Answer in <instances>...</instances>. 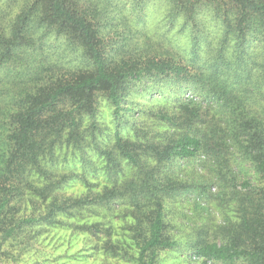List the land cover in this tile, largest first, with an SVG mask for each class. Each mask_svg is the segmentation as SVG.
I'll return each mask as SVG.
<instances>
[{
	"label": "trees",
	"instance_id": "obj_1",
	"mask_svg": "<svg viewBox=\"0 0 264 264\" xmlns=\"http://www.w3.org/2000/svg\"><path fill=\"white\" fill-rule=\"evenodd\" d=\"M127 1L0 0V255L22 227L122 201L136 220V261L157 264L178 244L166 200L197 194V208L217 197L234 205L239 222L215 239L204 224L189 226L182 250L202 264H264V0ZM150 1L158 2L152 12L165 5L159 29L147 9L138 12ZM138 84L150 104L165 94L157 112L133 110ZM103 103L113 108L114 134L97 124ZM135 112L144 122L131 124ZM147 119L156 123L149 131ZM88 136L112 186L53 199L40 217L6 226L15 201L28 193L48 201L67 181L39 186L50 175L41 162L64 148L84 152ZM196 160L210 175L185 181L181 165ZM121 161L134 173L119 183Z\"/></svg>",
	"mask_w": 264,
	"mask_h": 264
},
{
	"label": "rangeland",
	"instance_id": "obj_2",
	"mask_svg": "<svg viewBox=\"0 0 264 264\" xmlns=\"http://www.w3.org/2000/svg\"><path fill=\"white\" fill-rule=\"evenodd\" d=\"M125 4L128 2L124 0ZM152 12L150 9L158 2H147L139 8L138 12L146 10V15L152 21L150 28L159 29L165 10L161 4ZM133 23H136L135 10H130ZM117 31V30H116ZM138 93L134 94L137 105L133 106L134 111L151 109L157 112L165 104V94L161 96L156 93L154 103L150 104V96L142 92V84H138ZM167 96V95H166ZM186 95L185 98H187ZM96 121L102 134H114V127L111 124L113 108L106 103L102 104ZM136 112L129 116L131 124L142 121L134 120ZM145 126L147 131L153 129L149 126L155 119H147ZM108 126L105 132V125ZM156 124V123H155ZM162 131L160 127L157 129ZM125 138H132V131L124 134ZM89 137V136H88ZM100 144L103 145L109 139L99 136ZM90 143L84 152L72 148H64L56 151L54 160L46 159L41 162L43 176L38 177L39 186L55 183L67 177V181L60 188L54 189L48 201H43L38 196L28 193L24 202L15 201L13 209L7 216V224L17 218L30 215L40 217L46 213L48 204L53 199L66 200L69 197L74 199L87 197L90 193L102 192L106 187H111L113 182L107 177L105 165L107 160L94 151L91 137L87 139ZM85 161H92V167H86ZM193 164H182L184 170L183 178L188 182H195L201 176L210 175L208 168L201 167L199 160ZM123 173L120 174L118 182L121 183L134 173L133 169L121 161ZM207 177H204L207 179ZM202 178V180H204ZM33 179H37L34 177ZM198 183V182H196ZM219 184L211 187L214 194L219 192ZM197 194L182 196L177 200H166L165 213L169 224V234L178 244L172 250H163L158 253L157 264H202L201 261L190 258L181 246L187 241V235L191 230L189 226L205 225L210 228V239H215L217 232L224 229L228 224H237L239 217L233 204L224 205L217 197L209 203L201 201L206 210L197 208ZM30 199H33L31 201ZM61 200V201H62ZM183 223V225H180ZM93 224H99L95 230L89 229ZM136 220L132 208L125 202H119L111 208L106 206L85 207L83 209L70 210L58 213L51 224L43 223L32 227H22L18 230L13 240L4 247L0 255V264H139L136 249ZM136 230V229H135ZM95 232V233H94ZM145 235V234H144ZM211 264V263H208ZM236 264H246L239 261Z\"/></svg>",
	"mask_w": 264,
	"mask_h": 264
}]
</instances>
